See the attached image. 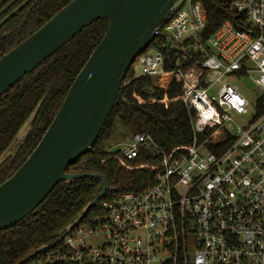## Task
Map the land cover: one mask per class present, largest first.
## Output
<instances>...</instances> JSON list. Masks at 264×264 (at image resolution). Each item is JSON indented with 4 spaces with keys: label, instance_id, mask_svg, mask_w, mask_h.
Segmentation results:
<instances>
[{
    "label": "built area",
    "instance_id": "built-area-1",
    "mask_svg": "<svg viewBox=\"0 0 264 264\" xmlns=\"http://www.w3.org/2000/svg\"><path fill=\"white\" fill-rule=\"evenodd\" d=\"M211 1L228 19L208 38L204 6L177 0L153 54L150 45L130 67L162 90L180 86L176 100L194 112L191 143L165 154L132 136L115 158L132 169L141 150L160 154L159 165L135 167L156 171L154 184L108 188L99 213L32 264H264V0ZM162 46L180 53L171 70ZM243 79L258 95L252 105L236 86Z\"/></svg>",
    "mask_w": 264,
    "mask_h": 264
},
{
    "label": "trees",
    "instance_id": "trees-1",
    "mask_svg": "<svg viewBox=\"0 0 264 264\" xmlns=\"http://www.w3.org/2000/svg\"><path fill=\"white\" fill-rule=\"evenodd\" d=\"M72 0H2L0 2V58L18 46L42 27ZM199 1L206 9V28L203 39L208 38L228 17L226 6H217L211 0ZM107 28L106 20H97L77 34L35 70L25 75L0 100V155L15 140L29 116L39 106L30 131L0 167V185L12 177L39 143L59 110L74 79L99 44ZM160 43H163L160 41ZM164 45V44H162ZM164 68H174L178 51L162 46ZM193 60L186 65L198 61ZM180 86L171 82L165 90L154 85L151 78H133L130 70L121 85L115 105L98 138L90 150L70 165L66 171L73 175H99L108 188L116 193L136 192L154 184L156 171L136 168L140 165H159L162 156L145 150L128 162L126 169L116 156L118 151L103 149L120 125L129 136L148 135L158 151L170 153L186 146L193 138L194 112L187 110L176 98ZM166 100L167 102H163ZM101 181L83 178L65 184L59 183L46 199L23 221L0 231V264H18L42 246L55 243L66 228L82 213L101 191ZM112 196L106 192L102 200ZM100 203L88 213L85 220L99 213ZM37 256L27 264L39 259Z\"/></svg>",
    "mask_w": 264,
    "mask_h": 264
},
{
    "label": "water",
    "instance_id": "water-1",
    "mask_svg": "<svg viewBox=\"0 0 264 264\" xmlns=\"http://www.w3.org/2000/svg\"><path fill=\"white\" fill-rule=\"evenodd\" d=\"M176 1L72 0L0 58L1 100L25 75L82 30L97 20L107 21L102 39L74 79L39 143L12 177L0 185V231L26 219L59 183L95 178L101 181V191L55 243L38 248L18 264H27L55 247L106 194L107 183L101 176L66 171L98 138L134 59L154 42L158 26L170 16ZM38 109L39 106L0 155V167L27 136Z\"/></svg>",
    "mask_w": 264,
    "mask_h": 264
},
{
    "label": "rangeland",
    "instance_id": "rangeland-1",
    "mask_svg": "<svg viewBox=\"0 0 264 264\" xmlns=\"http://www.w3.org/2000/svg\"><path fill=\"white\" fill-rule=\"evenodd\" d=\"M1 1L2 0H0V2ZM153 52H154V48L151 45L147 49V53L152 55ZM130 72H133L134 75L136 76L140 75V70L135 67H132L130 69ZM236 86L238 87L239 93L248 101V103H250L251 105L255 103V101L258 98V95L253 89V84L251 80L243 79L239 81L238 84H236ZM246 120H247V117L245 118L244 121H242V118L237 119L239 124H243L244 122H246ZM130 140H131V136H129L120 125H118L111 139L105 145H103V149L107 151H111V150L119 151L120 149L123 148L124 144L128 143Z\"/></svg>",
    "mask_w": 264,
    "mask_h": 264
}]
</instances>
